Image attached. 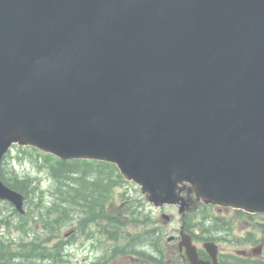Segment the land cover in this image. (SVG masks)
Here are the masks:
<instances>
[{
  "label": "water",
  "instance_id": "water-1",
  "mask_svg": "<svg viewBox=\"0 0 264 264\" xmlns=\"http://www.w3.org/2000/svg\"><path fill=\"white\" fill-rule=\"evenodd\" d=\"M14 145L112 163L183 215L264 214V0H0V200L24 214Z\"/></svg>",
  "mask_w": 264,
  "mask_h": 264
},
{
  "label": "trees",
  "instance_id": "trees-1",
  "mask_svg": "<svg viewBox=\"0 0 264 264\" xmlns=\"http://www.w3.org/2000/svg\"><path fill=\"white\" fill-rule=\"evenodd\" d=\"M22 151L29 155L31 159L37 160V164L39 159L43 161L40 167L49 172V176L56 185V189L51 192L54 200L49 205L33 203L35 197L31 195L35 191L43 194V190H40L34 179L30 177L22 178L14 169L6 167L10 155L6 157L1 172L3 181L12 189L25 195L30 209L33 208L34 204L37 206L38 210L32 213L29 210L28 215L30 214L29 217H32V221H39L47 233H45V237L32 235L29 228H25V225L29 223L27 222L28 215L25 217L20 216L21 220L17 225V229L29 234L30 238L28 242L22 240L20 244L12 240L8 243L1 242L0 264H66L67 248L70 244L73 245L76 239L66 241L61 237V232L67 225L72 224L78 214H81L78 223L79 229L84 230L82 235L88 239L92 237L89 228L93 223L99 222L103 225L104 221L108 222V226H103L101 235L117 242V246L112 252L113 255L110 256L108 261H112L123 254L124 250L127 254H136L139 246H143V249L144 246L150 247L152 232L146 229L141 235H134L127 247H124L123 244L120 245V241L124 236L123 230L128 224L136 222L146 225L148 220H140L141 209L144 205L143 200L139 199L135 202V200L128 198L126 202L118 205L115 188L122 184L128 185V183L120 175L116 166L83 160L64 162L33 148H22ZM23 159L20 158V161ZM93 172L97 173L95 178L88 179V175L91 176ZM120 197L123 199L124 195H120ZM41 202L43 203V200ZM204 208V211L200 208L187 216L189 218H205L204 221L207 222V239L212 241L223 240V233L227 234V231L230 233L232 231V221L228 218L212 215V206H204ZM239 213L248 218L255 217L241 211ZM15 214L19 215L16 211ZM130 218L132 219L128 220ZM5 224L10 227L12 223L8 221ZM251 237L255 239L253 236ZM17 247L20 249L19 252H16ZM223 260H226V258L223 257ZM108 261L102 259L91 264H109ZM227 262L228 264H242L241 261L236 259L233 262Z\"/></svg>",
  "mask_w": 264,
  "mask_h": 264
},
{
  "label": "rangeland",
  "instance_id": "rangeland-1",
  "mask_svg": "<svg viewBox=\"0 0 264 264\" xmlns=\"http://www.w3.org/2000/svg\"><path fill=\"white\" fill-rule=\"evenodd\" d=\"M28 152V150H26ZM10 157L8 159V162L6 163V167H9L10 169H14L15 172L22 178L30 177L36 181L38 186L40 187V190H43V194L37 193L35 191L34 194L31 196H34L35 199L33 203H41L45 205H49L53 202L54 198L51 194L52 191L56 189L55 182L52 180V178L49 176V172L46 171V169H43L40 167V165L43 164V161H40L37 164V160L31 159L29 155H26L23 153L22 149L19 147H15L10 152ZM20 158H24L22 161H20ZM36 159V156L34 157ZM97 175L96 172H93V174L88 175V179L92 180ZM128 183V182H127ZM40 191V192H41ZM115 193L117 194V202L118 205L121 203H124L128 200V198H131L135 202L137 200H141L143 195L140 191V188L134 184V183H128V185L122 184L120 186H117L115 188ZM120 195H124V198L121 199ZM43 200V203L41 202ZM143 200V199H142ZM145 202L147 203L146 199ZM32 205V204H31ZM35 205V204H34ZM33 205L34 210L29 208V205L26 204V209L29 212L31 210V213L34 211H37V206ZM32 207V206H30ZM202 211L205 210L204 207H201ZM14 207L11 206V204H6L5 202H0V211L2 212L0 217V238L2 240L6 241H14L17 244H20L22 240H25L28 242L29 234L23 233L22 230L17 229V225L20 223V215L14 214L13 217L11 215L14 213ZM144 213H150L151 215L142 214L143 219H147L148 222L146 225L144 224H128L127 227H125L124 236L123 239L120 241V245H124V247H127L134 235L145 231V229L150 231L151 225H163L164 219L163 216L167 215L172 217V220L169 222L168 225H166V234L170 237L173 234L177 235V232L174 233V230L179 227V220L181 215L178 212L177 207H171V206H165V207H155L154 205H149L147 203V209L146 211L142 210ZM211 214L215 216H220L223 218H228V220H232L234 222V226H232V231L228 235H226V239L223 238L218 239L217 244H219L220 251L226 255L228 253L236 254L239 251H248L252 252L253 248L260 247V243L264 242V215H255L253 218H248L247 216L239 213V211L235 209H226V208H219V207H213L211 208ZM28 215V214H27ZM26 215V216H27ZM10 216V217H8ZM28 215V224L25 225V228H29L30 233L32 235H41L43 237L46 236L45 233L46 230L43 228V226L39 223V221H32V217H29ZM147 216L149 218H147ZM25 217V216H23ZM37 217V215H36ZM169 217V218H170ZM81 214H78L71 225H67L61 232V237L65 239L66 241H69L73 238L76 239L75 243L72 245L70 244L67 248L66 254L67 257V263L66 264H91L93 262H96L98 260L105 259L108 261L110 256H112V252L117 246V242L112 241L108 239L106 236L98 234L95 239H88L85 236L82 235L84 233V230L79 229L78 223L80 221ZM8 220L12 224L10 227H6L2 220ZM26 222V223H27ZM25 223V222H23ZM98 227H90V231L96 232V229ZM225 233H223L224 235ZM254 236L255 238H258L260 241L257 243L254 247H249L248 244H246V239L250 236ZM164 239H167L166 237ZM166 241V240H165ZM199 245V244H197ZM176 246V244H175ZM200 247L201 244H200ZM144 248H147V246H144ZM166 250V254L170 255V252L173 250V246H169L168 248H164V251ZM16 251H20L19 247L16 248ZM253 258L256 260L261 259L259 256L253 255ZM146 261V260H144ZM148 262V261H147ZM109 264H151V263H143V262H134L130 258H127L125 255L117 256L114 260L108 261ZM38 264V263H37Z\"/></svg>",
  "mask_w": 264,
  "mask_h": 264
},
{
  "label": "flooded vegetation",
  "instance_id": "flooded-vegetation-1",
  "mask_svg": "<svg viewBox=\"0 0 264 264\" xmlns=\"http://www.w3.org/2000/svg\"><path fill=\"white\" fill-rule=\"evenodd\" d=\"M146 209V208H145ZM2 214V212L0 211ZM14 216V213L11 215V217ZM10 217V216H8ZM164 224L160 225L157 223V225H151L150 232H152L151 235V242L150 247L144 248L143 246H139L138 254H127L126 250H124V255L127 258H130L132 261L136 262H143V263H151V264H191L186 253L185 248L181 247V236L182 233H188L193 237L194 243L199 244L198 245V253L201 259L205 261L211 260L209 252L205 249V244L207 242H210L212 240H208L207 237V222L205 218H189L188 216H181L180 220L178 222L179 227L174 230V233L177 232V235L168 236L166 234V225L169 224V222L172 220V217L167 218L163 217ZM2 220L1 222H3ZM234 223V222H233ZM234 226V225H233ZM98 230V228L96 229ZM228 233L223 235V238L226 239V235L230 234ZM248 241H246L249 245V247H254L257 243L260 241L258 238H255L253 236L252 239L251 235H249ZM167 239H164V238ZM229 238V237H228ZM252 239V240H251ZM166 240V241H165ZM256 240V241H255ZM2 238H0V242H2ZM218 241V240H217ZM217 241H215L217 243ZM222 241V240H221ZM176 244V246H175ZM200 244L202 247H200ZM219 245V244H218ZM169 246H173V250L170 252V255L166 254V250L164 251V248H168ZM260 247L253 248L252 252L248 251H239L236 254L228 253L224 255L220 251V247H218L219 250V261L228 263L227 261H234L239 260L242 262V264H264V242H261ZM144 252L145 254H142ZM253 255L259 256L261 259L256 260L253 258ZM223 257L226 258V260H223ZM146 260V261H144ZM148 261V262H147Z\"/></svg>",
  "mask_w": 264,
  "mask_h": 264
}]
</instances>
